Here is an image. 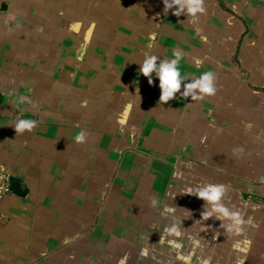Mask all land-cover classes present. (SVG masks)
I'll list each match as a JSON object with an SVG mask.
<instances>
[{"label": "crops", "instance_id": "obj_1", "mask_svg": "<svg viewBox=\"0 0 264 264\" xmlns=\"http://www.w3.org/2000/svg\"><path fill=\"white\" fill-rule=\"evenodd\" d=\"M205 7L193 23L162 0H0V162L19 185L0 264H264V0ZM173 49L215 95L160 102L138 63ZM19 116L37 127L16 134ZM209 183L240 231L185 193Z\"/></svg>", "mask_w": 264, "mask_h": 264}, {"label": "clouds", "instance_id": "obj_2", "mask_svg": "<svg viewBox=\"0 0 264 264\" xmlns=\"http://www.w3.org/2000/svg\"><path fill=\"white\" fill-rule=\"evenodd\" d=\"M164 5V12L167 14L172 11V14L180 17L181 15L191 18V21L195 23L199 16L206 13L205 0H162ZM149 49L153 47V44L147 46ZM173 58H163L145 53L144 59L140 65L139 72L148 79V84L153 85V75L159 80V88L161 94L159 100L162 104H167L169 101L176 97L177 93H181L183 85L182 97H191L192 101L204 100L205 97L213 96L217 92L216 86V74L211 71H204L199 77L182 76L179 68V64L184 57V53L178 49H173ZM197 67L203 64V61H196ZM186 81H190L185 83ZM139 91V89H137ZM28 103L32 101L27 96H20L17 103ZM21 114H23L21 112ZM16 134H23L25 131L31 132L37 127L36 120L22 119L20 116L13 125ZM75 142L83 144L87 140V133L84 130H80L75 135ZM243 152V148L233 149V153ZM2 167V166H0ZM229 190V186L217 183V184H203L195 188H188L186 194H191L205 202V207L201 213L203 221H207L210 218L218 219L222 222L223 227L227 231H240V226L243 224V220L238 212L229 209L225 203L224 198ZM158 200L153 197L151 200V206L156 207ZM172 211V209H169ZM224 221L228 223L223 224ZM182 224V221L180 222ZM165 233L168 235H181L180 225L173 223L165 228Z\"/></svg>", "mask_w": 264, "mask_h": 264}, {"label": "built area", "instance_id": "obj_3", "mask_svg": "<svg viewBox=\"0 0 264 264\" xmlns=\"http://www.w3.org/2000/svg\"><path fill=\"white\" fill-rule=\"evenodd\" d=\"M0 220L2 219L3 215V201L4 199L10 195L13 194V184L14 179L13 175L10 172L9 168L0 162Z\"/></svg>", "mask_w": 264, "mask_h": 264}, {"label": "water", "instance_id": "obj_4", "mask_svg": "<svg viewBox=\"0 0 264 264\" xmlns=\"http://www.w3.org/2000/svg\"><path fill=\"white\" fill-rule=\"evenodd\" d=\"M13 189L16 191V192H18V190H19V185H18V183H14L13 184Z\"/></svg>", "mask_w": 264, "mask_h": 264}]
</instances>
